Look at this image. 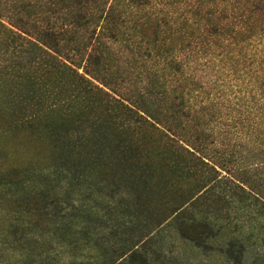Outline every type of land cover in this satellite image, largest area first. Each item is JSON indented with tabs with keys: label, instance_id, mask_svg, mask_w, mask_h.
Masks as SVG:
<instances>
[{
	"label": "trees",
	"instance_id": "trees-1",
	"mask_svg": "<svg viewBox=\"0 0 264 264\" xmlns=\"http://www.w3.org/2000/svg\"><path fill=\"white\" fill-rule=\"evenodd\" d=\"M263 38L264 0H0V208L36 221L41 188L3 189L58 164L129 188L155 226L181 215L221 165L196 144L225 112L195 67L261 64ZM207 227L177 223L193 243Z\"/></svg>",
	"mask_w": 264,
	"mask_h": 264
},
{
	"label": "rangeland",
	"instance_id": "rangeland-1",
	"mask_svg": "<svg viewBox=\"0 0 264 264\" xmlns=\"http://www.w3.org/2000/svg\"><path fill=\"white\" fill-rule=\"evenodd\" d=\"M253 53L235 70L195 67L201 90L225 112L196 144L221 165L197 169L213 179L181 215L155 226L129 188L40 165L3 189L36 184L43 193L36 221L11 198L1 204L0 264H264V52L261 64H247ZM181 219L208 225L199 243L178 233Z\"/></svg>",
	"mask_w": 264,
	"mask_h": 264
}]
</instances>
